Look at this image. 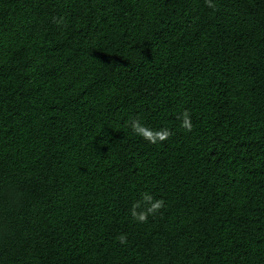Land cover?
Here are the masks:
<instances>
[{
  "label": "trees",
  "instance_id": "trees-1",
  "mask_svg": "<svg viewBox=\"0 0 264 264\" xmlns=\"http://www.w3.org/2000/svg\"><path fill=\"white\" fill-rule=\"evenodd\" d=\"M211 2L0 0V264H264V0Z\"/></svg>",
  "mask_w": 264,
  "mask_h": 264
},
{
  "label": "clouds",
  "instance_id": "clouds-1",
  "mask_svg": "<svg viewBox=\"0 0 264 264\" xmlns=\"http://www.w3.org/2000/svg\"><path fill=\"white\" fill-rule=\"evenodd\" d=\"M206 3L209 7H214L211 0H206ZM181 120V127L184 128L187 132H191L193 130V125L191 122L190 114L187 110L182 114ZM131 128L137 135L141 136L143 139L152 144L167 141L173 135V133L168 129L153 130L141 124L138 119L132 121ZM143 201L148 205L144 210H139L141 208L140 202L133 204L131 209L132 217L139 223H147L149 215H155L165 207V201L163 199L156 200L148 193H145L143 195ZM117 239L121 244L127 243L126 234H121L119 237H117Z\"/></svg>",
  "mask_w": 264,
  "mask_h": 264
}]
</instances>
